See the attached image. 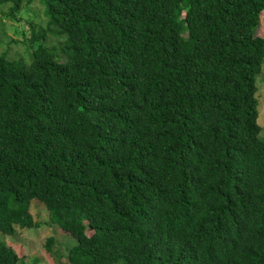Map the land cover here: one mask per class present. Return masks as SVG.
Masks as SVG:
<instances>
[{
	"label": "trees",
	"instance_id": "16d2710c",
	"mask_svg": "<svg viewBox=\"0 0 264 264\" xmlns=\"http://www.w3.org/2000/svg\"><path fill=\"white\" fill-rule=\"evenodd\" d=\"M36 1L28 62L0 53V235L36 200L67 264H264V0Z\"/></svg>",
	"mask_w": 264,
	"mask_h": 264
},
{
	"label": "rangeland",
	"instance_id": "374dc122",
	"mask_svg": "<svg viewBox=\"0 0 264 264\" xmlns=\"http://www.w3.org/2000/svg\"><path fill=\"white\" fill-rule=\"evenodd\" d=\"M8 4L0 6V53L4 52L9 59H22L28 62V56L33 49V43L29 41L30 30L28 20L30 15L33 16L32 30L40 31L44 26V18L41 13L42 5L36 0L24 5L15 15L14 19L2 17ZM34 14H33V13ZM253 34L264 38V9L260 12L258 22L253 29ZM44 45L57 46L53 36L44 34ZM256 92L258 100L257 123L260 126L259 137L264 140V58L261 64L259 74L255 80ZM30 214L33 220L41 222L39 227L30 229H16L13 236H1L4 242L11 246L19 257L16 264H67L66 250L74 243V239L66 232L56 228L52 224H48L47 213L36 200H31ZM86 234L91 231L86 230ZM51 236L52 244L50 251H46L44 244L45 239ZM116 264H122L118 262Z\"/></svg>",
	"mask_w": 264,
	"mask_h": 264
}]
</instances>
